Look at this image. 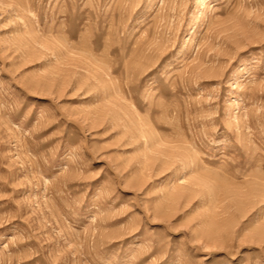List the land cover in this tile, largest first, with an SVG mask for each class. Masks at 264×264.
Masks as SVG:
<instances>
[{"label":"rangeland","instance_id":"obj_1","mask_svg":"<svg viewBox=\"0 0 264 264\" xmlns=\"http://www.w3.org/2000/svg\"><path fill=\"white\" fill-rule=\"evenodd\" d=\"M0 264H264V0H0Z\"/></svg>","mask_w":264,"mask_h":264}]
</instances>
